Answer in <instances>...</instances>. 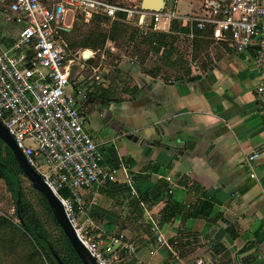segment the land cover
Returning <instances> with one entry per match:
<instances>
[{
  "label": "crops",
  "instance_id": "crops-1",
  "mask_svg": "<svg viewBox=\"0 0 264 264\" xmlns=\"http://www.w3.org/2000/svg\"><path fill=\"white\" fill-rule=\"evenodd\" d=\"M124 1L126 5L140 2ZM182 1L176 4L179 13H202V0L197 4L185 0L187 6ZM1 15L19 27L15 33L0 29V48H8L21 25L7 20V11L0 10ZM204 53L212 64L204 73H196L200 79L165 82L145 75L137 83L138 96L94 101L100 104L101 116L109 119L105 123L113 117L111 121L122 129L106 139L98 136L99 128L85 126L101 149L104 166L126 165L136 193L159 195L157 202L144 206L142 224L148 230L147 223L154 220L169 243L179 240L171 249L159 248L149 230L119 226L118 216L129 215V191L124 189L128 187L121 170L116 181L81 191L101 227L132 235L136 250L125 254L120 264H264V157L247 159L264 144L254 97L259 81L254 51L236 53L230 44L213 41ZM176 140L180 144L173 146ZM181 176L189 182H180ZM161 182L172 192L161 193L154 185ZM197 198L205 200L208 208L201 215L184 217ZM167 207L176 218H161Z\"/></svg>",
  "mask_w": 264,
  "mask_h": 264
},
{
  "label": "built area",
  "instance_id": "built-area-1",
  "mask_svg": "<svg viewBox=\"0 0 264 264\" xmlns=\"http://www.w3.org/2000/svg\"><path fill=\"white\" fill-rule=\"evenodd\" d=\"M165 1L161 11H150L139 3L109 0H0V10L7 11L6 19L21 25L10 46L0 48V121L27 163L61 200L78 238L96 264H120L122 254H133L137 245L129 233L101 229L85 206L81 191L116 181L121 170L130 194H135V188L126 165L102 164L101 149L86 130L74 95V59L63 32L72 28L78 14L89 23L94 15L113 19L122 12L125 20L143 33L149 28L169 32L174 24L177 31L189 27L190 37L192 26L210 24L214 40H229L236 53L253 50L259 72L254 97L264 129V0H202V13H179L178 0ZM73 54L82 59L94 51L86 48ZM262 157L264 144L247 159L252 162ZM61 190L68 195L63 196ZM147 224L157 247L179 245L178 239L169 243L156 221Z\"/></svg>",
  "mask_w": 264,
  "mask_h": 264
},
{
  "label": "trees",
  "instance_id": "trees-1",
  "mask_svg": "<svg viewBox=\"0 0 264 264\" xmlns=\"http://www.w3.org/2000/svg\"><path fill=\"white\" fill-rule=\"evenodd\" d=\"M77 16L79 19L73 23L72 28L68 32H63L71 49L81 47L100 51L109 40L116 47L123 48L125 53L129 52L132 56L136 55V62L146 75L160 78L165 82L186 80L193 74L188 62L179 53L175 45V42L182 35L186 36V40L191 43L192 59L197 60L199 58L198 72L204 73L212 64L207 53H201L202 50L205 51L208 44L216 41L212 37L213 26L210 24H206L202 28L192 26V36L190 37L188 35L190 33L189 27H182L177 31L174 24L169 32L155 31L149 28L146 33H143L137 25L126 21L125 14L122 12L117 13L113 19L103 15H94L89 23H84L79 14ZM219 42L226 45L230 44L229 40ZM130 44H133L132 50L129 49ZM151 56H155L154 63L152 66H148L146 60ZM82 59L86 60L87 63L93 62L90 58ZM85 89L95 99H113L111 98L113 89L111 85H98L95 88L92 85H87ZM122 90L130 98L139 94V88L136 84L132 87H124ZM102 164L104 165V160ZM111 167H115V165ZM0 181L4 183L10 197L14 200V213L17 217L15 220L8 214H0V264H59L52 251L58 255L64 264H82L57 222L52 207L39 191L32 188L15 156L1 139ZM179 181L185 184L189 182L183 176L179 178ZM154 185H157L156 187L160 189L161 193L168 191L165 182ZM191 187L196 188L197 186L193 183ZM124 189L129 191L126 198V206L129 207V211L126 212H129V215L120 214L118 216L119 226L123 230L142 228V230L148 231L149 229L147 230L142 224L144 206L157 202L159 195L150 198L147 191L130 194L129 189ZM60 192L63 196L68 195L66 190ZM30 196L34 198L35 202ZM208 206L209 204L205 200L197 198L191 211L186 212L183 216L201 215ZM171 209V207H167L164 210L163 215H161L163 220L176 218ZM90 215L101 227L98 218L91 212ZM101 229L111 233L103 227ZM119 232L121 231L117 230L112 233ZM125 254L123 253L122 257Z\"/></svg>",
  "mask_w": 264,
  "mask_h": 264
},
{
  "label": "rangeland",
  "instance_id": "rangeland-1",
  "mask_svg": "<svg viewBox=\"0 0 264 264\" xmlns=\"http://www.w3.org/2000/svg\"><path fill=\"white\" fill-rule=\"evenodd\" d=\"M114 1H118L123 4L127 3L124 0ZM139 1L140 0H137V2ZM181 3L182 5L187 6L189 1L186 2L184 0ZM195 3L197 4L198 0H196ZM18 28V25H15L11 21H5V16H0V29L3 32L7 31L9 33H15L16 31H18ZM186 39V36L181 35L179 39L175 42V45L177 46L179 53H181L183 58L188 62L192 74H196L198 73L200 67V62L198 61L199 58L197 60L192 59V46L191 43H189V40ZM132 45L133 44L129 45L130 50H132ZM82 49L83 48L81 47L72 48V53L70 55V57L74 59V62L72 63V68L74 70V76H76L75 79L77 81L81 79L82 83H86L84 84V88H86L87 85H92L93 88L97 87L98 85H111V88H113L111 92V98L115 99V101L123 100L127 97H130L122 89H124V87H132L135 84L137 85V83H140L142 81L141 77H144L146 75L141 71L142 68L139 66L138 62H136V55L132 56L129 52L125 53L123 48L116 47L112 41H107L100 51H94L91 49L92 51H94V54H90L89 56H86L84 58H90L91 60H93V62L91 63H87L86 60L79 59L78 55L74 56L73 53L75 50ZM203 52L204 50L201 51V53ZM154 57L155 56L148 57V59L146 60V65L152 66L154 63ZM94 105L96 104L94 103ZM98 105L100 106V104ZM99 106H93L92 104L87 103L82 108L85 126L88 129L99 128L100 131L98 132V136L106 139L108 138V136H113L121 132L122 129H119L121 128V126L111 121L113 117L109 121V124L105 123V121L109 119L106 118V115L105 117L101 116L102 109ZM114 121H117V119H114ZM118 121L122 122L123 124H126V121ZM107 132H109V134ZM121 139L123 141H126L127 137L122 136ZM30 197L34 200L32 196ZM14 211V200L10 197L8 191L4 186V183L0 181V214H8L16 220L17 217Z\"/></svg>",
  "mask_w": 264,
  "mask_h": 264
},
{
  "label": "water",
  "instance_id": "water-1",
  "mask_svg": "<svg viewBox=\"0 0 264 264\" xmlns=\"http://www.w3.org/2000/svg\"><path fill=\"white\" fill-rule=\"evenodd\" d=\"M165 0H140V7L144 10L150 11H161L165 6ZM83 66V65H82ZM201 74L191 75L186 79V81H192L194 79H200ZM85 92H81L80 96H83ZM74 95H77V92L74 90ZM132 137V135H128ZM134 138V137H133ZM0 139L9 147L13 155L15 156L18 164L20 165L26 179L31 183L32 188L39 191L47 200L49 205L52 207L57 222L59 223L61 229L69 240L72 248L79 257L82 264H96L95 259L89 253L87 248L78 238L73 225L71 224L69 218L66 215L63 204L57 195L52 191V189L44 181L43 177L27 163L22 151L17 147L15 140L10 135L8 130L0 121ZM180 140L174 141L173 146H178ZM52 254L56 261L59 264H64L58 255L52 251Z\"/></svg>",
  "mask_w": 264,
  "mask_h": 264
},
{
  "label": "flooded vegetation",
  "instance_id": "flooded-vegetation-1",
  "mask_svg": "<svg viewBox=\"0 0 264 264\" xmlns=\"http://www.w3.org/2000/svg\"><path fill=\"white\" fill-rule=\"evenodd\" d=\"M76 79L75 81L72 80V84H74V90L77 92V95L76 97L78 98L77 102H78V106L80 107V109L82 110V108L85 106V104H92L93 106H98L97 103H95L96 105H94V101H95V98H93V96L89 95L87 92H86V89L84 88V83H82L81 79L79 80L78 83H76ZM85 92V94L83 96H80V93L81 92ZM83 113V111H82Z\"/></svg>",
  "mask_w": 264,
  "mask_h": 264
}]
</instances>
